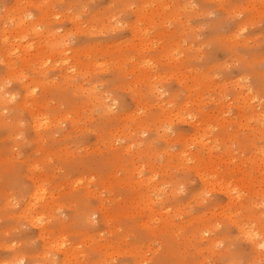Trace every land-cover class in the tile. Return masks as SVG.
I'll return each mask as SVG.
<instances>
[{"label":"rangeland","instance_id":"1","mask_svg":"<svg viewBox=\"0 0 264 264\" xmlns=\"http://www.w3.org/2000/svg\"><path fill=\"white\" fill-rule=\"evenodd\" d=\"M264 0H0V264H264Z\"/></svg>","mask_w":264,"mask_h":264},{"label":"bare ground","instance_id":"2","mask_svg":"<svg viewBox=\"0 0 264 264\" xmlns=\"http://www.w3.org/2000/svg\"><path fill=\"white\" fill-rule=\"evenodd\" d=\"M248 237L251 239V242L253 243L255 247H258L259 244L264 245V238L259 237L257 239H254L252 235H248Z\"/></svg>","mask_w":264,"mask_h":264}]
</instances>
